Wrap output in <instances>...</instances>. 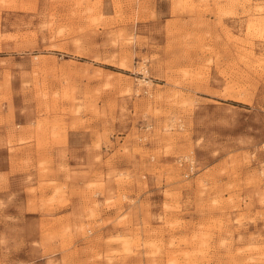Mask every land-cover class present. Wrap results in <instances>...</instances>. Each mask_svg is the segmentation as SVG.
<instances>
[{
	"label": "rangeland",
	"instance_id": "rangeland-1",
	"mask_svg": "<svg viewBox=\"0 0 264 264\" xmlns=\"http://www.w3.org/2000/svg\"><path fill=\"white\" fill-rule=\"evenodd\" d=\"M263 38L264 0H0V264H264Z\"/></svg>",
	"mask_w": 264,
	"mask_h": 264
},
{
	"label": "bare ground",
	"instance_id": "bare-ground-1",
	"mask_svg": "<svg viewBox=\"0 0 264 264\" xmlns=\"http://www.w3.org/2000/svg\"><path fill=\"white\" fill-rule=\"evenodd\" d=\"M261 34V33H260ZM260 36V35H259ZM260 38V37H259ZM262 38V37H261ZM264 39V38H263ZM263 41V40H262ZM263 55V54H262ZM262 57V56H261ZM122 66L124 67V65L122 64Z\"/></svg>",
	"mask_w": 264,
	"mask_h": 264
}]
</instances>
